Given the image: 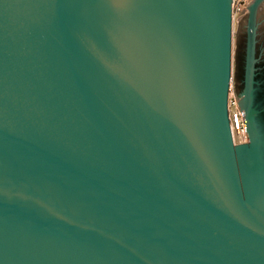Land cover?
I'll return each mask as SVG.
<instances>
[{
  "label": "water",
  "instance_id": "1",
  "mask_svg": "<svg viewBox=\"0 0 264 264\" xmlns=\"http://www.w3.org/2000/svg\"><path fill=\"white\" fill-rule=\"evenodd\" d=\"M252 0H0V264H264Z\"/></svg>",
  "mask_w": 264,
  "mask_h": 264
},
{
  "label": "built area",
  "instance_id": "2",
  "mask_svg": "<svg viewBox=\"0 0 264 264\" xmlns=\"http://www.w3.org/2000/svg\"><path fill=\"white\" fill-rule=\"evenodd\" d=\"M251 0H233V20L234 22L242 15L247 13L248 5ZM230 118L235 141L247 140V132L243 119V113L239 106L238 98L231 97L229 99Z\"/></svg>",
  "mask_w": 264,
  "mask_h": 264
},
{
  "label": "flooded vegetation",
  "instance_id": "3",
  "mask_svg": "<svg viewBox=\"0 0 264 264\" xmlns=\"http://www.w3.org/2000/svg\"><path fill=\"white\" fill-rule=\"evenodd\" d=\"M246 14L243 16V19L240 23L239 32H238V48H237V88H240L241 85V75H242V63L245 52V42L247 35V21L245 19ZM258 55L260 56V61L258 62L259 72L264 73V4L262 5L259 11V33H258Z\"/></svg>",
  "mask_w": 264,
  "mask_h": 264
},
{
  "label": "rangeland",
  "instance_id": "4",
  "mask_svg": "<svg viewBox=\"0 0 264 264\" xmlns=\"http://www.w3.org/2000/svg\"><path fill=\"white\" fill-rule=\"evenodd\" d=\"M252 1V0H251ZM250 3V2H249ZM247 13H248V10H247ZM238 25H239V22L236 20L235 22H234V61H233V63H234V70H233V81H232V88H231V97H235V98H237V95H236V91H235V51H236V48H237V44H236V40H237V36H236V32H237V30H238ZM240 139L239 138H237V140H236V143H242V142H245V140H243V141H239ZM248 140V139H247ZM246 140V141H247Z\"/></svg>",
  "mask_w": 264,
  "mask_h": 264
}]
</instances>
